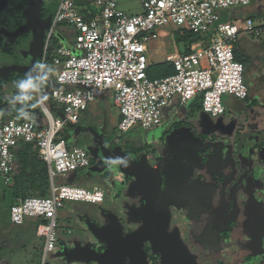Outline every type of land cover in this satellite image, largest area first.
<instances>
[{
  "label": "built area",
  "instance_id": "built-area-1",
  "mask_svg": "<svg viewBox=\"0 0 264 264\" xmlns=\"http://www.w3.org/2000/svg\"><path fill=\"white\" fill-rule=\"evenodd\" d=\"M252 1L140 0L143 13L129 16L117 9V0H96L90 18L73 1H60L41 58L43 63L48 59L53 69L52 86L47 92L55 116L43 105L38 92L45 124L39 127L35 120L17 115L0 124V192L12 182L19 143L30 144L47 166L49 195L19 199L9 207L11 224L23 225L25 218L36 221L35 235L43 241L40 264H55L47 262L46 257L59 250L57 215L64 202L100 204L104 199L100 188L55 185V178L89 165L86 152L79 147L68 148L58 136L60 131L77 124L88 105L106 93H111L118 110L120 133L134 126L148 130L161 125L162 110L175 101L185 106L198 99L203 114L211 118L224 115L222 96L237 100L248 96L243 65L234 57V44L241 34L258 37L263 30L250 19L244 23L219 22L218 12L249 6ZM63 23L73 29L75 43L57 46L47 56L51 32ZM167 28L209 33L207 44H194L187 53L167 56L174 74L150 80L146 75L148 43Z\"/></svg>",
  "mask_w": 264,
  "mask_h": 264
},
{
  "label": "rangeland",
  "instance_id": "rangeland-1",
  "mask_svg": "<svg viewBox=\"0 0 264 264\" xmlns=\"http://www.w3.org/2000/svg\"><path fill=\"white\" fill-rule=\"evenodd\" d=\"M60 1L61 0H39V5H42L43 8L38 7L34 14L30 13L25 15L28 25L23 32L19 34L15 33L13 37L6 35L3 30L0 32V35L4 38V47L0 46L1 81L5 82L9 77L15 79L18 75H23L25 77L26 73L32 69L31 67L35 65L36 61L34 59L33 62L27 59L28 54L36 52L33 50L34 46L32 45L31 47L34 39L33 27L35 19H39L37 29H40L39 31H46L44 34L45 37L49 32L48 30H50L49 23L48 21L43 20L40 15L43 13L46 14V11L51 14L55 13ZM71 1L75 3L78 9L82 7H91L95 9L96 0ZM116 6L118 10L129 16L140 15L143 13L140 0H117ZM252 7L253 5L251 4L250 6H238L234 7L232 10L218 12L219 22H230L248 15L254 17L255 24L260 25L263 30L262 34L258 37H251L247 34H243V37H239L235 43L237 46L236 52L243 62V82L247 88L250 89V95L247 96L248 98L241 100V102L237 100V102L246 103L248 107H254L252 109L254 113L259 112V115L257 116L248 117V120L252 119L255 121L256 119L257 122L255 121L252 123L255 126L254 128L250 127L251 130L249 129L250 131H246V139L249 140L242 144L246 150H249V148L253 146L251 142H253L254 139L260 138L259 141H261V139L264 138V112L261 111L264 108V87L258 82L257 76V70L264 66V15L261 16V14H264V11L258 16L257 12L252 10ZM40 8L43 9L41 12L39 11ZM65 25L66 24L63 23L54 27L51 38L54 40L56 38L59 41V44L63 43L67 47H70L75 43V36L73 29ZM164 30L165 31L160 32L158 36L154 37V39L148 43L149 51L147 58L149 66L165 62L166 57L174 53L184 52L182 45L178 46V49L175 48L171 37V29L167 28ZM27 33L28 37L20 40L19 45L14 46L20 36ZM11 37L12 39H10ZM43 38H40L42 42L39 45V55L41 56H38V59L40 58V60H38L37 64L41 63L46 42V38ZM244 41L245 44H242ZM48 48L51 50L52 44L48 43L47 49ZM4 49H7L11 53L3 52ZM45 64L49 65L48 59ZM32 74L34 77L40 75V73L37 72H33ZM44 75L45 73H43V79L38 80V86L36 88L26 91V98L23 100L15 99V97L20 94L16 88L15 82H8L5 86H1L0 97L3 100V106L0 108V124L9 120L14 115L24 118L25 120L37 119L45 124L44 115L41 111L38 97L42 94H44V97H48V92L45 91V89L49 88L48 81L50 80L51 82L52 79L50 78L47 80ZM252 88L253 90L251 94ZM110 97L111 93H106L98 99L101 101V104H98V106L100 110L107 113L106 117L109 122L115 118L114 109L111 106L105 105V102ZM234 102H236L235 98L229 95H224L221 97V103L225 109L224 115L218 118H211L208 115L203 117L200 113H196L195 119H202L203 117L207 126L220 127L222 126L224 119L226 120V114L229 109L232 108ZM188 105L182 107L178 106L177 101L173 103V106L184 116H186L189 107ZM102 108H104V110ZM167 109L168 108L162 110V113L165 115L164 118L166 119L168 118L166 115L168 111ZM21 110H23L24 114H22ZM98 114L99 113H94L88 109L87 111H84L82 116L80 115L82 118L80 119V125L78 126L83 125L84 128L79 129L75 139L68 138L67 140H64V133L66 132L67 126H65L60 133L62 134V138L67 144V147L78 146L88 153L90 157H95L101 163L94 168H90L89 171H95V173L105 172L107 175L102 176V180H100V177L97 176V174L92 175V177H87V171H78L71 173V179H74L72 184L63 181L58 177L55 178V185H73L79 188L91 189V187L87 188L89 187L87 185L92 183L102 184L106 189L105 199L101 204L64 202V208L59 210L60 212L57 215V243L59 250L54 254H48L46 257L47 262H53L55 264H101L102 261L100 259L102 254L97 252H87L84 245L77 243L75 238L83 236V238H89L88 240H91V237L94 236V234L90 231V227L100 224L101 228L103 227L104 229L108 226L111 219L116 221L117 226L120 228L121 235H124L128 229L136 228L132 221L139 208L138 204L133 201L132 197L133 195L136 197L138 191H135L134 183L131 176H129L131 175L129 173H136L135 178H141V182L148 181L146 180V178L148 179V175L145 170H143L144 172L141 171L140 173H137L138 166L135 165V163L130 165V172L126 173L117 165V163L107 162L108 164L106 165V160L109 161V158L115 159L120 157V153H146L149 149H152V151H154V155L152 154V160L150 161V166L152 167L153 164H163L162 161L157 162L155 159L162 155L160 153H172V150L170 149L174 137L171 138L166 136L163 126H157V128L155 127L148 130H143L139 126H134L125 133H120L117 130L114 132L111 130L107 133H103L101 131V126L97 123L98 121L96 122L98 118H101ZM233 114L236 118H242L245 120V118H243L244 113L241 114L240 110H237V113ZM53 116H55V114ZM180 118H182L181 115L178 119ZM169 121V119L166 120L167 123ZM255 123H257V126ZM110 126L111 124L109 125V128ZM248 127H246V130H248ZM108 142H110L109 145ZM251 151L253 152V150ZM121 158H123V156H121ZM130 158L131 157L127 158L128 163L130 162ZM151 174L153 178L152 181H155L156 183L155 185H161L158 171L151 168ZM136 184L138 189H141L142 184L140 185V182H136ZM10 205L11 198L9 193L6 192L3 195L2 192H0V264H40L42 259L43 241L35 235V220L32 218H25L23 225L19 226L11 224L9 221ZM69 209H73L74 212L69 214ZM95 228L100 230L97 227ZM103 229H101L102 232L99 239L94 241L97 246L101 244L104 246L106 245V235L104 236L103 234L105 229ZM83 230H85V233H83ZM233 235H237L239 239L240 234L235 233ZM238 239L231 238L230 242ZM246 241L248 243L247 239ZM261 242H264V233ZM257 246L258 244L255 247ZM225 262L229 264H244V262L235 259L229 260L227 255ZM257 262L258 259L256 260L253 256L248 264H257ZM125 264L127 263L125 262Z\"/></svg>",
  "mask_w": 264,
  "mask_h": 264
},
{
  "label": "flooded vegetation",
  "instance_id": "flooded-vegetation-1",
  "mask_svg": "<svg viewBox=\"0 0 264 264\" xmlns=\"http://www.w3.org/2000/svg\"><path fill=\"white\" fill-rule=\"evenodd\" d=\"M23 1L26 5L17 15L23 17V24L13 32L0 26V32L3 30L12 37L23 32L28 25L25 15L34 14L38 7L43 8L39 0ZM14 2L0 0V13L9 11ZM53 15L47 11L40 15L48 21L49 29ZM38 23L39 19H35L31 44L36 52L28 54L27 58L32 62L34 59L35 65L40 60L38 56H41L40 38L46 32L37 29ZM38 35L40 38L36 41ZM27 37L28 33L21 35L14 46ZM3 44L4 38L0 35V46ZM3 52L11 53L7 49ZM177 115L182 118L176 117L159 125L164 127L166 136L174 137L170 149L172 153H160V157H154L163 164L150 166L151 156L154 155L152 149L146 153H126L131 157V163L138 166L137 173L146 171L148 181H142V187L138 189L137 181L132 180L135 191H138L136 197H132L139 208L132 221L136 228L126 230L120 236L124 238L144 229L143 237L147 240L143 241L141 250L145 264H170L160 254L161 242L171 258L174 250H180L193 260V264H229L225 262L226 255L229 260L243 262L246 249L253 251L259 243L260 234L264 233V176L261 180L260 170L254 169L248 156L240 159L234 171H230L227 139L224 136L227 126L209 127L204 121ZM239 142L236 140V144ZM151 168L158 171L161 185L156 186L152 181ZM179 170L185 171V174L174 182L173 177L178 179L182 173ZM235 233L240 234L239 239L233 235ZM231 238L238 240L230 242ZM96 248L99 253L107 254L101 264H132L130 256L119 260L111 253L109 255L107 243Z\"/></svg>",
  "mask_w": 264,
  "mask_h": 264
},
{
  "label": "crops",
  "instance_id": "crops-1",
  "mask_svg": "<svg viewBox=\"0 0 264 264\" xmlns=\"http://www.w3.org/2000/svg\"><path fill=\"white\" fill-rule=\"evenodd\" d=\"M251 4L253 5L252 10H254L255 12H258L260 14V13H262V11H264V1L253 0L251 2ZM87 8H90V9L89 10H86ZM79 10L86 11V14L85 15L87 17H92V15L90 13H92L91 10H93V9L91 7H84V8L82 7V8H79ZM241 36L243 37V34L240 35V38H241ZM58 42L59 41L57 40V43ZM242 44H245V41ZM61 45L66 46L63 43H60V44L58 43V46H61ZM257 76H258V82L261 83V85H263V87H264V66L263 67H260L257 70ZM255 83H256V81H255ZM252 90H253V88L251 89V94H252ZM249 95H250V89L248 88V96ZM99 98H101V97H99ZM99 98H96L94 101H92L88 105V107H87V109L85 111H87L88 109H90L94 113H96V112L99 113L98 115L101 118H98V120H96V122L98 121L97 123L101 126V131L103 133H107L108 131H111V130L114 132L115 130H117V125H118L119 120H120V116H119L118 110L115 107V105L113 104V101H112L111 97L108 98V100L105 102V105L111 106L114 109V111H115V118L112 119L110 121L111 122L110 123L108 121L107 117H106V114L107 113L105 111L103 112L102 110H100V108L98 106V104H101V101L98 100ZM239 101L241 102V100H239ZM193 102H195V101H193ZM193 102L189 103V105L187 104L189 107H188L186 116H188V118H195V114L196 113H198V114L200 113L201 116L204 117L205 115H203L201 111H193V112L190 111V105ZM253 108L254 107H252V106L251 107H248L246 105V103H239V102H237V99H236V102L233 103L232 108H230L229 111L226 114V117H225L226 120L224 119V121L222 123L223 126H227V128H228L225 131V133H224V136L227 139V148H228V153H229L228 154V168L230 169V171H234V168H235L236 163L240 159H242L243 157H246L247 158V156H248L252 160V164H253L254 169H256V170L259 169L260 170V174H262L261 175L262 176V179L261 180H263V176H264V138L261 139V141H259L260 138L259 139L258 138L257 139H254V141L251 142L253 144V146L251 148H249V150H246L243 147L244 145L242 146V144L245 141H248L249 140V139H246V135H245V134H247L246 131H250L251 130L250 127H253V128L255 127L254 124H252V123L255 122L256 119H255V121H253L252 119L251 120H248V117L249 116H257V115H259V112L254 113L252 111ZM102 109L104 110V108H102ZM167 110H168L167 113H166V115L168 116L167 119H169L170 121H172L176 117H179V115H177V114H181L180 111H178L176 109V107H174V106L169 107ZM237 110H240V113L241 114L244 113L243 118H245V120H243L242 118H236V116L233 113H237ZM261 111L264 112V108ZM82 114H81V116H82ZM164 116L165 115L163 113L162 123L167 120L166 118H164ZM203 117H202V119H197V120L200 121V122L201 121H204L203 120ZM81 118L82 117L79 118V121H80ZM79 121L75 125H68L66 127V133L69 134V137L70 138H74L75 139V137L77 135V132H79V129L84 128L83 125L82 126H78V125H80L79 124ZM41 124H44V123L41 122ZM110 124H111V126L109 128V125ZM256 124L257 123H255V125ZM263 125H264V123H263ZM246 127H248V130H246L247 129ZM60 139H62V138H60ZM236 140L237 141H240V142L238 144H236ZM109 143L110 142H108V145H109ZM75 147H78V146H75ZM70 148H72V147H70ZM251 150H253V152ZM256 153H258V154H256ZM86 154H87L88 159H89V165L85 169L79 170V172L80 171H87V177H89V176L92 177V175L97 174V176L100 177L99 179L102 180L101 177L104 176V175H107V173H105V172H103V173H100V172L97 173L96 172L95 173V171L94 172L89 171L90 168H94V167L98 166L101 163L95 157H93V156L90 157L88 153H86ZM120 154H121V156H123V158L124 157L125 158H129L128 154L126 155V153H120ZM90 163H92V164H90ZM108 163H110V162H108ZM108 163H107V161L105 162L106 165ZM127 167H129V166H127ZM261 176H260V178H261ZM60 178L63 181H67L69 184H72L73 183V180H74V179H71V174H69V175H67L65 177H60ZM91 179H95V178H91ZM87 186H89L87 188H90L91 187V189H93V188H100V189H102L103 192H104V199H105L106 189H105V187L102 184H93L92 183V184H89ZM104 199H103V201H104ZM73 212H74L73 209H69V214H71ZM95 227L99 228L100 230L96 229ZM68 231H70V230H68ZM90 231L94 234V236L91 237V240H88L89 238H83V236H80V238H75L76 239V242L79 243V244L84 245V247L86 248V251L87 252H97V253H99L98 252V249L96 248L97 245L95 244L94 241L98 240L99 237H100V234L102 232L101 231V225L100 224H96L94 227H90ZM83 233H85V230H83ZM260 236L262 238L263 237V233H261ZM259 244H260L261 247L260 246L254 247V250L253 251H250V250L246 249L245 253L243 254V262H244V264H248L252 260V257L253 256L255 257L256 260L258 259L257 264H264V242H261V240H260L259 243H258V245ZM99 254H101V253H99Z\"/></svg>",
  "mask_w": 264,
  "mask_h": 264
},
{
  "label": "trees",
  "instance_id": "trees-1",
  "mask_svg": "<svg viewBox=\"0 0 264 264\" xmlns=\"http://www.w3.org/2000/svg\"><path fill=\"white\" fill-rule=\"evenodd\" d=\"M260 1V0H258ZM16 2V3H15ZM15 4L9 11L5 13H0V18L2 19V23L0 26H4L8 31H15L20 25L23 24V17H18V12L22 10L26 2L22 0H15ZM257 14H259L257 12ZM264 14H261V16ZM260 16V14L258 15ZM90 18V17H88ZM254 17L252 16H244L240 19H235L230 22L239 21L244 23L245 20L250 19L254 21ZM171 37L174 42L175 48L178 49V46L182 45L184 48V52L187 53L190 51V47L194 44L200 43V46H206L207 40L209 37V33L205 35L194 33L191 30L175 28L171 29ZM49 43L52 44V49H47V56H50L54 49L58 46L57 39L55 40L50 37ZM237 46L234 44V57L235 60L243 63L239 58L236 52ZM178 52V51H177ZM50 66V63H49ZM174 74L173 66L169 62H162L157 65L148 66L146 69L147 78L150 80L162 79ZM50 74H47V79H49ZM23 75H18L15 79L9 77L5 82L0 79V88L1 86H5L8 82H17L20 79H23ZM42 102L48 111L54 115L55 111L53 110V102L48 97H44V94L41 95ZM3 106V100L0 97V108ZM201 111L200 101L198 99L195 100L190 105V111ZM192 111V112H193ZM64 140H67L69 134L66 132ZM59 138H62V134H59ZM63 139V138H62ZM15 171L11 184L2 190V194L9 193L11 198V204L16 202L19 199H25L28 197H47L49 195L50 190V182L49 176L47 172L46 163L43 162L38 157V152L35 150L30 144L27 143H19L15 149ZM92 164V163H90ZM11 206V205H10ZM36 223V222H35Z\"/></svg>",
  "mask_w": 264,
  "mask_h": 264
},
{
  "label": "water",
  "instance_id": "water-1",
  "mask_svg": "<svg viewBox=\"0 0 264 264\" xmlns=\"http://www.w3.org/2000/svg\"><path fill=\"white\" fill-rule=\"evenodd\" d=\"M39 38H40V36L38 35L36 41H38ZM47 74H49V73H45L44 77H47ZM48 78L50 79L51 76L49 75ZM49 79H47V80H49ZM48 85H49V88L52 86V80H51V82H50V80L48 81ZM49 88L45 89V91H48ZM203 115H205V114H203ZM21 119H24V118H21ZM35 122L38 123L39 127H40L41 122L38 121L37 119L35 120ZM107 162H109V161H107ZM131 164L132 163L130 161L127 164V166H129V167L123 166L122 164H117V165L121 169H123L126 173H129L130 169H131V167H130ZM179 171L182 173L180 174L179 172H177L180 175H179L178 179H177V177H175V178L173 177L174 182L178 181L180 179V177L185 174V171H181V170H179ZM129 174H131V175H129ZM129 174L128 175L131 176L132 180H134V181L137 180V182L139 181L141 183L140 179H138L137 177L135 178L136 173L134 174V173L130 172ZM172 174L174 176V173H172ZM101 229H103V227ZM104 229H105V231L103 234L104 235L106 234V240H107L106 243L108 245L107 253L109 255L111 253L112 256H116L117 259H119V260L121 258H123L124 256H130L132 258V264H145L144 258H143V253L141 250V245H142L143 241H145L147 239H145L143 237V235H144V229L143 228L140 229L139 231L133 233V234H130V235L122 238L120 236V233H119L120 228L117 226L116 221L111 219L109 221L108 226ZM260 240H261V236L259 237V241ZM159 244L161 246V247H159L160 248V254L162 255L163 259L166 260L168 263H170V264H193V260L190 257H188L184 252H181L180 250H179V252L174 250L173 254H172V258H171V256L169 255V251L167 249H165L162 242ZM152 245H153V243H152ZM258 246H260V244ZM105 257H107V254H104V255L102 254V257L100 260L102 261Z\"/></svg>",
  "mask_w": 264,
  "mask_h": 264
},
{
  "label": "clouds",
  "instance_id": "clouds-1",
  "mask_svg": "<svg viewBox=\"0 0 264 264\" xmlns=\"http://www.w3.org/2000/svg\"><path fill=\"white\" fill-rule=\"evenodd\" d=\"M53 71L52 67L41 62L34 66L33 69H31L28 73H26L25 77L23 79H20L16 82V88L19 91V95L15 97L16 100H23L26 98V91L29 89L36 88L38 86V80L43 79L42 76H33V72L37 73H51ZM22 114L23 113V110ZM109 162L122 164L124 166H127V158H121L117 157L115 159L109 158Z\"/></svg>",
  "mask_w": 264,
  "mask_h": 264
}]
</instances>
